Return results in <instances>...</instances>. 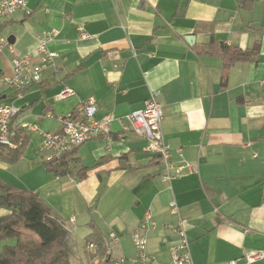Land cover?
<instances>
[{"label":"crops","instance_id":"obj_1","mask_svg":"<svg viewBox=\"0 0 264 264\" xmlns=\"http://www.w3.org/2000/svg\"><path fill=\"white\" fill-rule=\"evenodd\" d=\"M27 4L29 14L0 18V36L7 40L0 49V75L12 72L11 50L30 54L43 32H57L46 43L56 55L42 81L19 95L0 83V101L18 109L12 124L28 135L21 159L38 169L41 180L16 186L36 192L72 237L83 238V247L94 230L102 241L113 231L112 256H135L132 233L150 212L155 228L147 232V250L157 260L170 259V228L181 217L193 264H264V0ZM212 36L244 49L259 42V60L234 63L223 78L221 57L193 50ZM64 88L72 94L59 98ZM153 91L172 162L189 163L195 171L165 179L147 139L117 120L141 108ZM89 97L96 118L112 116L109 132L77 146L70 173L46 172L31 134L39 146V131H58L57 116ZM47 112L53 118L44 117ZM76 206L84 212L79 221ZM249 255L255 258L247 262Z\"/></svg>","mask_w":264,"mask_h":264},{"label":"built area","instance_id":"obj_2","mask_svg":"<svg viewBox=\"0 0 264 264\" xmlns=\"http://www.w3.org/2000/svg\"><path fill=\"white\" fill-rule=\"evenodd\" d=\"M28 0H0V18L9 16L15 12L29 14L31 9ZM57 35L55 30L43 32L38 44L30 54L18 55L13 50L12 72L10 75H0V83L3 87L13 90L19 95L24 87L40 83L43 79V70L53 62L55 52L46 47L47 40ZM86 36L85 33L82 34ZM7 40L0 36V49ZM72 94L70 88L62 89L57 95L65 98ZM157 91L149 94L144 100L143 106L132 111L123 118H117L122 128L127 124L136 134L147 139L146 149L154 153L162 165L163 177L171 179L179 175L184 169L195 171L196 167L189 163L174 164L171 160L170 147L165 143L161 132V121L163 117L162 108L157 100ZM97 106L95 99L89 97L76 108L73 113L57 116L60 129L55 132H40V143L38 149L45 160H52L62 154L69 152L82 143L105 135L109 132L112 116L104 115L95 117ZM14 105L0 101V143L9 147H16L14 143V131L10 128V121L17 113ZM46 118H53L51 112L44 114ZM22 127L37 130L35 125L23 124ZM176 211V208L172 209ZM176 213V212H173ZM185 220L179 218L178 224L171 227L173 240L169 243L170 259L167 261L157 260L147 250V232L155 228L154 217L146 212L141 218L139 227L132 233V239L136 248V255L130 258L112 256V245L117 240L115 232L111 231L103 239V249L95 241L86 244L87 257L91 264H193L189 240L184 229ZM255 255L247 256V262L252 261ZM230 264H236L231 261Z\"/></svg>","mask_w":264,"mask_h":264},{"label":"trees","instance_id":"obj_3","mask_svg":"<svg viewBox=\"0 0 264 264\" xmlns=\"http://www.w3.org/2000/svg\"><path fill=\"white\" fill-rule=\"evenodd\" d=\"M193 50L198 55L221 57L223 78H226L228 68L234 63L257 62L260 54L259 42L244 49L213 36L207 43L195 44ZM10 128L14 131L16 147L0 143V161L7 164L17 162L28 143V135L19 125H13L10 121ZM76 148L52 160L43 159V169L55 175L70 173L69 164L74 160ZM81 169L85 172L90 168ZM1 210L4 213L0 215V241L4 243L0 249V264H74L71 260L70 231L36 192L0 181ZM10 239L14 243H5ZM87 241H98L103 249V241L95 230L87 236Z\"/></svg>","mask_w":264,"mask_h":264},{"label":"rangeland","instance_id":"obj_4","mask_svg":"<svg viewBox=\"0 0 264 264\" xmlns=\"http://www.w3.org/2000/svg\"><path fill=\"white\" fill-rule=\"evenodd\" d=\"M50 123L51 122H48L44 124V126L46 127ZM31 142L34 146V151H35L36 156L39 157L43 161V156L38 149V138L35 133L31 134ZM29 165H30V162L25 157H23L22 159L20 158L17 162L13 164H7L5 162L0 161V181L3 183L14 185V186L21 185L23 187H26L27 185H30L31 183H35V182L41 183V180L37 178L38 169L32 170L29 168ZM41 165H42V162H41ZM71 178L73 177L71 176ZM31 179L32 181H30ZM36 185L37 184H34L33 187H35ZM75 211H76L77 219L79 221L81 215L84 212L81 214L77 206L75 207ZM82 241H83V238H81V236H78L76 238V237H72L71 235V260L74 264H91L87 257L86 245L85 247H83V244H80ZM3 243L4 242L0 241V249ZM5 243H14V241L13 239H10V240H7ZM83 248H84V251H83Z\"/></svg>","mask_w":264,"mask_h":264},{"label":"water","instance_id":"obj_5","mask_svg":"<svg viewBox=\"0 0 264 264\" xmlns=\"http://www.w3.org/2000/svg\"><path fill=\"white\" fill-rule=\"evenodd\" d=\"M8 40H9V42H12L13 41V38L11 39L10 37H8Z\"/></svg>","mask_w":264,"mask_h":264}]
</instances>
